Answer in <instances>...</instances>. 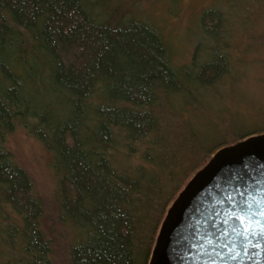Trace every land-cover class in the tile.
<instances>
[{"label":"trees","instance_id":"obj_1","mask_svg":"<svg viewBox=\"0 0 264 264\" xmlns=\"http://www.w3.org/2000/svg\"><path fill=\"white\" fill-rule=\"evenodd\" d=\"M142 1L0 0V264H55L44 205L6 145L16 127L51 152L67 264H148L182 187L212 152L259 133L243 134L255 110L231 88L192 89L225 71L219 26L208 61L182 67L164 29L179 0ZM221 1L202 16L238 17L247 2ZM200 117L214 135H199Z\"/></svg>","mask_w":264,"mask_h":264},{"label":"rangeland","instance_id":"obj_2","mask_svg":"<svg viewBox=\"0 0 264 264\" xmlns=\"http://www.w3.org/2000/svg\"><path fill=\"white\" fill-rule=\"evenodd\" d=\"M213 1L179 0L175 5V11L166 13L164 29L171 40L175 52L174 58L182 67L188 65V67L194 68L197 65L196 68H199V65L208 61L210 55L207 56L209 53L207 49L214 43V37L216 38L217 35L214 33L210 36L207 32L215 30L219 26L221 29L219 36L221 37L217 39L218 50L222 52L226 61L225 71L223 72V63L218 60L213 64V68L220 69L223 75L221 74L215 79L216 85H207L203 89L197 75V81L191 87L193 90H199L200 93V90L209 93L214 88L220 87V94L224 95H227L231 88L233 98L239 100L241 105H247L255 110V115H252L255 118L247 120L241 116V123L244 125L243 134L255 131L262 133L264 132V122L261 116L258 117V112H264V0H247L239 9L238 17H232V15L229 17L228 14L222 15V19L216 15L205 14L202 16L207 8L213 6ZM216 1V6L222 2L221 0ZM143 3L145 6L147 5L144 0L139 4L143 7ZM222 8V11L227 9V7ZM232 9L234 13V7ZM161 11L164 12L162 4H159L154 9V13L161 14ZM212 55L214 56V54ZM215 58L216 56L213 57V59ZM66 60L74 61L75 55L71 52L66 54ZM185 78H188L187 74H185ZM229 78L231 79L228 80ZM178 98L184 102L188 99L184 95H179ZM193 111L194 109L191 108L190 112ZM198 122L199 135H214L211 134L203 117H200ZM256 123L257 125H255ZM68 142L72 143L70 136H68ZM6 145L14 159L30 176L32 191L44 205L42 224L53 238L52 259L55 264H67L66 236L58 234V232H63V227L58 221L56 212L57 177L52 166L51 152L38 137L20 127H16L8 134ZM217 150L212 152L210 157Z\"/></svg>","mask_w":264,"mask_h":264},{"label":"water","instance_id":"obj_3","mask_svg":"<svg viewBox=\"0 0 264 264\" xmlns=\"http://www.w3.org/2000/svg\"><path fill=\"white\" fill-rule=\"evenodd\" d=\"M148 264H264V132L220 147L194 173Z\"/></svg>","mask_w":264,"mask_h":264},{"label":"snow or ice","instance_id":"obj_4","mask_svg":"<svg viewBox=\"0 0 264 264\" xmlns=\"http://www.w3.org/2000/svg\"><path fill=\"white\" fill-rule=\"evenodd\" d=\"M241 195H243V193H241Z\"/></svg>","mask_w":264,"mask_h":264}]
</instances>
